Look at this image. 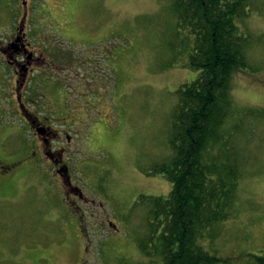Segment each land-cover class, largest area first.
Returning <instances> with one entry per match:
<instances>
[{"label":"rangeland","instance_id":"1","mask_svg":"<svg viewBox=\"0 0 264 264\" xmlns=\"http://www.w3.org/2000/svg\"><path fill=\"white\" fill-rule=\"evenodd\" d=\"M39 7L38 43L62 44L103 68L100 88L80 94L66 85L67 103L54 98L60 108L80 111L69 126L73 133L79 129L69 164L89 202L81 204L80 224L61 205L64 194L48 164L22 161L34 138L16 115L14 80L0 64V161L19 163L0 174V264H81L82 255L87 264H152L137 248L142 208L134 202L172 190L152 169L172 154L176 90L199 74L185 66L192 40L178 26L170 0H41ZM6 21L0 18V26ZM239 25L253 44L251 68L233 76V107L264 108V0H254ZM26 98L35 111L30 99L36 98ZM257 126L252 142H243L247 162L237 212L212 245L241 264L264 256L263 122Z\"/></svg>","mask_w":264,"mask_h":264},{"label":"trees","instance_id":"2","mask_svg":"<svg viewBox=\"0 0 264 264\" xmlns=\"http://www.w3.org/2000/svg\"><path fill=\"white\" fill-rule=\"evenodd\" d=\"M170 6L192 40L185 66L199 74L176 90L172 154L152 169L172 190L134 202L142 208L137 248L152 264H241L212 245L237 212L247 162L243 142H252L258 122L264 125V108L235 110L231 97L233 76L251 68L253 41L239 22L250 16L254 0H170ZM250 264H264V256L252 255Z\"/></svg>","mask_w":264,"mask_h":264},{"label":"flooded vegetation","instance_id":"3","mask_svg":"<svg viewBox=\"0 0 264 264\" xmlns=\"http://www.w3.org/2000/svg\"><path fill=\"white\" fill-rule=\"evenodd\" d=\"M39 6L41 0H0V18L5 17L7 20L5 26H0V34L4 35L0 37V64L8 67L10 77L14 80L16 115L31 130L34 138L31 152L22 161L29 159L32 165L41 162L48 164L53 176L51 179L64 194L61 205L74 212L81 224V204L88 203L89 198L72 176L68 152V148L75 145V135L79 130L75 128L73 133L69 126L77 120L80 111L60 108L58 100L54 98L59 97L67 103L69 93L63 89L66 85L67 89L80 94L82 89L100 88L103 68L99 66L100 62H97V66L90 63V56H76L72 49L62 44L38 43L40 32L36 27V19L40 15ZM69 77H74L75 81L70 82ZM31 82H34L33 86ZM30 86L33 88L31 94L36 98L30 99L35 111L27 106V90ZM17 164L0 161V174L3 175ZM109 224L118 230L115 224L110 221ZM80 260L81 264H87L84 255Z\"/></svg>","mask_w":264,"mask_h":264}]
</instances>
